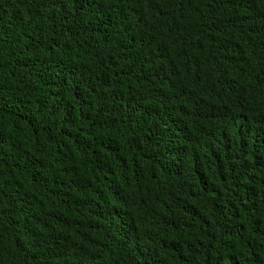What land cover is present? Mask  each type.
<instances>
[{
	"label": "trees",
	"instance_id": "obj_1",
	"mask_svg": "<svg viewBox=\"0 0 264 264\" xmlns=\"http://www.w3.org/2000/svg\"><path fill=\"white\" fill-rule=\"evenodd\" d=\"M0 264H264V0H0Z\"/></svg>",
	"mask_w": 264,
	"mask_h": 264
}]
</instances>
